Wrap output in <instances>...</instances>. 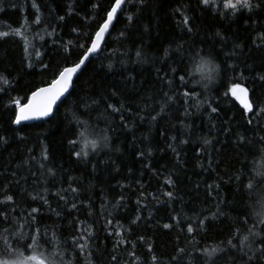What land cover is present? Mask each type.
<instances>
[{
  "label": "trees",
  "instance_id": "1",
  "mask_svg": "<svg viewBox=\"0 0 264 264\" xmlns=\"http://www.w3.org/2000/svg\"><path fill=\"white\" fill-rule=\"evenodd\" d=\"M112 2L78 0L73 15L68 16V6L73 0H36L40 6V24L34 23L32 0H2L0 3L4 9L0 11V31H21L20 36L0 37V74L11 82L10 86L0 85L7 88L6 94L0 92V136L8 141L0 143V200L5 195H13L15 202L0 204V208L7 207L12 221L11 225L7 221L0 222V233L10 227L13 234L22 231L26 237L30 229L20 227L27 221L26 212L31 207H39L35 227L47 233L52 250L68 253L65 264L68 259L72 264H87L88 260L91 264H153V257L155 264H177L175 257H180L179 264H204L205 248L227 246V240L235 242L237 230L247 234L246 230L252 227L254 215L247 224L244 223L247 218L238 215L253 201L240 198V180L236 177L240 176L247 183L246 173L254 174V166L264 163L261 159L264 152L260 151L264 145L259 142V137L264 136V116L259 115L254 103L257 115L249 114L254 122L246 129L245 118L240 117L242 105L231 94L224 95L226 87L219 80L207 89L196 84L200 74L195 71L199 63L195 52L203 49L201 55L211 52L206 58L215 63L226 61L237 65L238 71L229 72L224 84L231 85L235 80L249 90L250 101L264 102V81L257 79L264 75V15L245 12L242 16L230 17V10L223 8L227 0H218L214 9L204 10L197 0H144L143 5L139 0H128L103 51L92 56L95 63L83 68L78 78L75 77V89L70 90L73 95L64 98L66 103H58L55 117L14 126L9 123V116L3 114V106L12 98L23 101L30 89L48 85L59 68L70 66L77 59L78 51L68 56L58 51L59 45L69 40L87 44V36L94 32L105 15L104 9ZM93 3L101 7L94 9ZM182 13L196 26L191 36L185 35ZM221 13H229L230 18ZM60 15H65L66 19L60 21ZM128 16H133L135 22L130 24ZM53 28L56 32L48 35ZM73 28L77 32H73ZM122 30L134 32L136 39L143 40L146 63L135 62V51L141 48L139 43L133 46L117 40ZM217 31L224 35L225 42H219L214 36ZM25 35L41 51L43 62L49 65L48 71L41 73L35 58L33 68L22 63ZM181 44L184 48L171 52L167 65L177 67L179 75H184L188 81V88L196 89L187 119L182 111L177 112L178 105L165 103L162 89H169L159 83L160 78L173 77L162 59L163 50L176 49ZM236 44L240 47H235ZM233 51L234 56L224 54ZM217 53L221 54L217 56ZM109 63L113 64L112 71L107 69ZM175 79L179 85L178 76ZM179 90L187 89L180 86ZM102 95L107 103L121 111H105V101H102L89 116H79L86 124L73 123V126L77 140L80 132L89 139L103 133L110 138L109 147L96 153L86 149L87 159H70L67 144L70 137L65 135L67 122L61 126L60 121L72 111L78 98L91 101L99 100ZM200 100L205 103L197 109L195 104ZM209 104L218 106V114L211 113ZM83 110L84 105H81ZM152 116H156V120H152ZM20 128L25 130L20 131ZM245 132L253 143L238 149L237 138ZM173 136L177 137L176 141L170 139ZM205 137H216L219 142L213 140L214 147L207 146V150L201 152ZM182 139L191 142L181 145L179 140ZM169 144L180 153L179 162ZM45 148L47 160L44 159ZM149 149L151 156H147ZM142 151L144 157L139 155ZM49 168L55 171L54 177L48 174ZM168 178L175 181L174 186L165 183ZM70 185L77 187L78 192L72 193ZM167 191L175 194L174 199L164 195ZM33 195L45 197L48 204L33 201ZM60 195L66 200H60ZM220 201L228 202L227 208L219 204L226 215L217 220L209 219L205 226L198 227L200 220L210 217ZM73 203L77 205L75 209ZM137 216L140 219L133 224ZM166 223L172 227L165 229ZM189 224L194 229L192 233L187 232ZM84 228H90L93 237L89 248L81 254L73 251L71 240ZM11 239L9 236L10 242ZM121 239L123 243L118 244ZM24 242L21 240L16 246L20 248ZM45 247L41 245L42 249ZM181 249L185 250L184 255ZM2 251L3 236H0ZM133 252L135 256L131 255ZM216 264H230L229 258L225 256Z\"/></svg>",
  "mask_w": 264,
  "mask_h": 264
},
{
  "label": "snow or ice",
  "instance_id": "2",
  "mask_svg": "<svg viewBox=\"0 0 264 264\" xmlns=\"http://www.w3.org/2000/svg\"><path fill=\"white\" fill-rule=\"evenodd\" d=\"M91 2V0H89ZM128 2V0H113V2L109 5L107 9H104L105 15L102 17V21L97 25L96 29L92 34L87 36V44L79 43L78 41L74 43L69 40L67 43L61 42L59 45L58 51H62L66 53L68 56H71L73 51H78L79 55L75 61L72 62L70 66H64L59 68L56 73L53 74V79L48 83L46 87H36L34 89H30V94H26L23 98V101L19 98H12L10 103L4 105V113L9 116V123L13 125L20 126L24 122L29 121H38L44 120L45 118L55 117L58 113V102L66 103V99L62 100L67 96L73 95V92L70 90L75 89V80L74 77L78 78V74H80L83 68L87 67L89 64H94L95 61L91 59L92 56L99 54L103 51L104 46L107 44V38L111 36L112 31H115V23H119V15L124 11V5ZM140 4H144V0H139ZM2 3V0H0ZM78 3V0H73V4L68 6L69 10L66 15L71 16L75 11L74 5ZM198 5H202L204 9H214L218 4V0H197ZM31 7L35 9V20L34 23H41V15H40V6L36 3V0H32ZM86 7V6H85ZM92 7L94 9L100 8L99 4L93 3ZM223 8L230 10V17H236L238 14L243 15V13H251L252 15H264V0H227L226 3L223 4ZM4 9L0 7V11ZM179 11V9H177ZM183 15V26L185 29V35L191 36L194 32H196V26L193 23H190L189 17L187 15ZM225 18H230L229 13H221ZM60 21H64L66 19L65 15H60L58 17ZM127 21L131 24L134 23L133 16H128ZM73 32H77L76 28L72 29ZM148 29L145 28V32ZM56 32V29L53 28L52 32L48 33V35H53ZM21 31L19 29L12 31H0V37L7 36H20ZM80 34L78 33V36ZM215 37L219 38V42H225L224 35L217 31L214 33ZM43 40V36L40 37ZM180 39H184L181 37ZM117 40L121 41V43L130 42L133 46L137 43L141 45V48H138L135 51L136 63H146L147 58L146 54L143 50V40H138L135 38L134 32H129L128 30H122L117 36ZM23 58L22 63L27 68L34 67V59L36 62H39V71L41 73L48 71L49 65L43 62V55L41 51L36 48L34 45L30 43L27 36L23 37ZM55 43V41H54ZM195 43V41H193ZM235 47L239 48L240 45L236 44ZM30 48L33 49L30 51ZM184 48V45H179L176 49H164L163 50V61L165 62V67L168 72L173 73L172 78H160L159 83L165 85L169 91H163V96L166 97L165 103L169 106L172 104L178 105L176 108L177 112L182 111L184 118L187 119L190 115V108L193 106L192 101L194 99V94L196 93V89L188 88V81H186L184 75H179L178 69L175 66L167 65L168 59H170V53L175 51L179 52ZM82 50V51H80ZM203 49L195 52V55L199 57V63L196 66L195 71L200 74V79L196 81V84L202 85L205 89H207L210 85L215 83L217 80L220 81L221 85L226 87V91L224 95L227 97L231 94L232 97L235 98L236 101H239V104L242 105V109L240 110V117L245 118V126L253 124V119L251 116L257 115V112L254 110V103L257 104L258 113L261 116H264V102H255L250 101L249 99V90L245 87H242L238 82L233 80L231 85H225L224 81L227 78V74L229 72L235 73L238 71V67L235 64H228L226 61H222L221 63H215L213 59L206 58L212 55L211 52L206 55H201ZM223 53L224 50L222 49ZM221 53H217L219 56ZM228 56H234L235 52L224 53ZM87 62V63H86ZM123 63V61H121ZM65 64H68V61H65ZM108 71L113 70V64L109 63L107 65ZM159 71V70H158ZM243 75V73H241ZM178 76L179 85L176 83L175 77ZM131 79V78H130ZM260 81H264V75H260L257 77ZM0 85L10 86L11 82L8 80L6 76L0 74ZM26 86V85H25ZM182 86L186 91H180L179 87ZM219 93V90H217ZM0 92L7 93V88L0 86ZM113 96L117 95V92L112 93ZM105 101V97L102 95L99 100L92 99L89 101L87 98H78L77 102L74 104L73 109L70 113L65 114L64 120L60 121V125L64 126L65 121L67 122V128L65 131V135L70 138L67 140V144L70 147L69 158H76L77 161L81 159H87L89 157V152L86 149H91L93 153H96L102 149H106L109 147L110 138L108 135L101 133L99 136L89 139L84 132L79 133L80 139L77 140L75 137L77 135L76 129L73 126V123L76 125L83 126L86 124V121H82L79 119V116H89L91 112L99 107L101 102ZM135 103V101H132ZM205 101L200 100L195 104V107L199 109L204 105ZM81 105H84V110L81 111ZM187 105V106H185ZM211 110V113L218 114L219 108L218 106L208 105ZM111 111V113H116L121 111V108H117L111 103H107L105 101V111ZM251 114V116L249 115ZM156 116H152V120H156ZM121 119H123V115H121ZM183 123V121H182ZM213 127H215L213 125ZM20 131H24V128H20ZM13 132L16 129H12ZM231 130L229 129V132ZM22 139V138H21ZM172 141H176L177 137L173 136L170 138ZM237 148H244L245 146H251L253 143L247 138L246 132L238 136ZM213 140L218 141V138L213 137L209 139L207 137L202 139L203 147H201V152H205L207 150V146H213ZM7 139L3 136H0V143H7ZM191 141L190 139H182L179 140V144L187 145ZM259 142L264 145V136L259 137ZM79 147V150L77 148ZM168 147L172 150V152L176 153L177 161L179 162L180 153L177 148L173 146V144H169ZM261 152H264V147L260 149ZM140 157L145 156V152L139 153ZM151 149L147 151V156H151ZM44 159H49L47 155V149L44 151ZM264 160V157L261 158ZM90 163V161H89ZM43 167V165H41ZM48 174L51 176H55L56 173L52 168L47 169ZM248 177L247 183L244 180L237 176L236 179L240 180V192L241 199L247 197L252 200V204L247 206L244 211H240L238 215L245 216L247 219L244 221L245 224L248 223L249 219H252L254 215L255 219L252 220V227L248 228L247 234L239 233L237 230L235 242L234 239L227 240V246H217L208 250L205 248L203 250V255L206 258L204 264H216V262L225 256L229 258L230 264H264V163L260 165L254 166V174L253 172L246 173ZM71 179V178H70ZM165 183L169 186H174L175 181L171 178L165 180ZM212 186L209 185V188ZM217 189L219 185L216 186ZM69 190L72 193H77L78 188L69 186ZM7 191L6 189L4 190ZM59 195V193H57ZM166 197L169 199H174V193L172 191H167L164 193ZM211 195V193H209ZM60 200H66V197L63 195L59 196ZM33 201H43L44 204H48V201L43 196H31ZM215 199V198H214ZM121 200H123V196H121ZM13 195H5L4 199L0 200V204L9 205L14 204ZM166 203V201H165ZM220 203H223L225 208L228 207L227 201H220L216 205L215 211L211 213V216H205L200 220L198 227L205 226V221L217 220L220 216L226 215L223 208L219 206ZM137 204H140V201H137ZM119 205V202H117ZM77 205L75 203L72 204V208L75 209ZM15 208H13V211ZM40 213L39 207H31L30 211L26 212L27 221L25 225H21L20 227H28L30 231L27 236L22 231H16L14 234L10 227H5L3 229V233H0V236H3V251L0 252V264H65V258L68 256L66 251H55L52 250V244L50 239L47 237L46 232H42L39 227H35L38 223V215ZM91 214V213H90ZM59 215V213H57ZM140 219L137 216L132 220V223L135 224ZM176 219V217H173ZM7 221L9 225H11L12 221L9 217L7 207L0 208V222ZM178 222V221H177ZM110 223V221H109ZM259 225V228H257ZM163 227L168 229L172 227L170 224H164ZM194 231L191 224L187 227V232L192 233ZM8 234V235H4ZM120 235V233H116ZM9 236L12 237L11 242L9 241ZM93 237V231L90 228H84L80 235L74 236L71 240V245L73 246V251H79V253H84L86 249L89 248V241ZM21 240H25V242L18 248L16 245L21 244ZM118 244L123 243V239L117 242ZM41 245H45L44 249L41 248ZM259 245V246H256ZM22 249V250H21ZM149 252L152 251L151 248L148 249ZM181 255H184L185 250H180ZM90 255V253H89ZM131 255L135 256V253H131ZM113 260L116 259L115 256L112 257ZM155 257H153V264H155ZM179 264L180 257L174 258ZM67 264H72L70 259L67 260ZM87 264H91V260L87 261Z\"/></svg>",
  "mask_w": 264,
  "mask_h": 264
},
{
  "label": "water",
  "instance_id": "3",
  "mask_svg": "<svg viewBox=\"0 0 264 264\" xmlns=\"http://www.w3.org/2000/svg\"><path fill=\"white\" fill-rule=\"evenodd\" d=\"M87 63V62H86ZM74 79H75V77H74ZM47 85H45V86H42V87H46ZM67 96V95H66ZM64 98H62V100H63ZM238 103H239V101H237ZM59 103V102H58ZM46 119V118H45ZM38 121H40V120H38ZM38 121H29V122H24L23 124H30V123H35V122H38ZM14 126H17V125H14Z\"/></svg>",
  "mask_w": 264,
  "mask_h": 264
}]
</instances>
